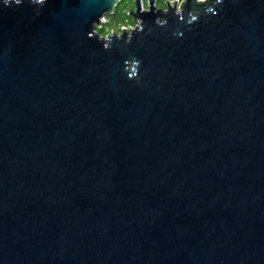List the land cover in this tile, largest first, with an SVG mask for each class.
<instances>
[{"label": "water", "instance_id": "obj_1", "mask_svg": "<svg viewBox=\"0 0 264 264\" xmlns=\"http://www.w3.org/2000/svg\"><path fill=\"white\" fill-rule=\"evenodd\" d=\"M0 0V264H264V0Z\"/></svg>", "mask_w": 264, "mask_h": 264}, {"label": "trees", "instance_id": "obj_2", "mask_svg": "<svg viewBox=\"0 0 264 264\" xmlns=\"http://www.w3.org/2000/svg\"><path fill=\"white\" fill-rule=\"evenodd\" d=\"M158 4H162L164 6V0H157ZM134 8L133 0H120L119 5L115 8L112 15L107 16V21L103 22L100 27L97 28V31L101 35H106L105 30L115 28L114 26H118L120 24L128 21L129 23H135L132 17L129 15V11Z\"/></svg>", "mask_w": 264, "mask_h": 264}, {"label": "built area", "instance_id": "obj_3", "mask_svg": "<svg viewBox=\"0 0 264 264\" xmlns=\"http://www.w3.org/2000/svg\"><path fill=\"white\" fill-rule=\"evenodd\" d=\"M134 1V0H133ZM172 1V0H170ZM166 0H164V5H165ZM141 4H142V8L146 9L148 6V0H141ZM157 6H161L164 7L163 5H160L158 3H156ZM107 21V17H102L101 19V23ZM138 24V21H136L135 23H129L128 21H126L125 23H123L121 26V28H125V29H132L134 28L136 25ZM122 30V29H121ZM112 31V30H111ZM115 31V30H114Z\"/></svg>", "mask_w": 264, "mask_h": 264}, {"label": "rangeland", "instance_id": "obj_4", "mask_svg": "<svg viewBox=\"0 0 264 264\" xmlns=\"http://www.w3.org/2000/svg\"><path fill=\"white\" fill-rule=\"evenodd\" d=\"M164 4V3H163ZM160 5H162L161 3H160ZM107 17V16H106ZM120 25H122V24H120ZM120 25H118V26H114L115 28H113V30H115L117 33L119 32L120 33V31H121V26ZM105 32H106V34H108V33H110L111 32V29H107V30H105Z\"/></svg>", "mask_w": 264, "mask_h": 264}, {"label": "clouds", "instance_id": "obj_5", "mask_svg": "<svg viewBox=\"0 0 264 264\" xmlns=\"http://www.w3.org/2000/svg\"><path fill=\"white\" fill-rule=\"evenodd\" d=\"M19 2H20V0H8V3H6L5 5H8V4L17 5Z\"/></svg>", "mask_w": 264, "mask_h": 264}]
</instances>
